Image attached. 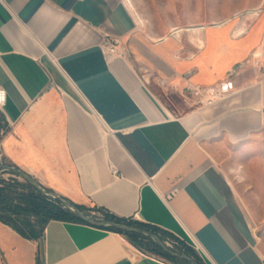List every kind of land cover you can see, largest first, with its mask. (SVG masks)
Wrapping results in <instances>:
<instances>
[{"label":"crops","instance_id":"crops-1","mask_svg":"<svg viewBox=\"0 0 264 264\" xmlns=\"http://www.w3.org/2000/svg\"><path fill=\"white\" fill-rule=\"evenodd\" d=\"M130 1L0 0L2 156L74 204L173 234L204 264H264L219 163L264 136V21L156 36ZM226 81L214 106L185 103L189 86ZM10 240L5 264H172L77 222L51 221L38 242L0 222Z\"/></svg>","mask_w":264,"mask_h":264},{"label":"rangeland","instance_id":"rangeland-1","mask_svg":"<svg viewBox=\"0 0 264 264\" xmlns=\"http://www.w3.org/2000/svg\"><path fill=\"white\" fill-rule=\"evenodd\" d=\"M133 2L145 21V29L156 36L164 35L173 27L191 24L205 25L255 16L264 21V0H133ZM231 152V155L219 162L220 166L232 184L264 249V136L233 146ZM0 161L6 162L8 166L13 165L5 157H0ZM9 177L4 176L6 179ZM97 216L100 215L92 214L91 217L97 220L95 218ZM174 242L168 239L165 243L175 249ZM4 245L0 242V252L4 249L10 251L19 244L10 240L7 246ZM9 259L18 261L14 256ZM0 264H5L1 258Z\"/></svg>","mask_w":264,"mask_h":264},{"label":"trees","instance_id":"trees-1","mask_svg":"<svg viewBox=\"0 0 264 264\" xmlns=\"http://www.w3.org/2000/svg\"><path fill=\"white\" fill-rule=\"evenodd\" d=\"M7 127L6 120L0 112L1 137L2 134L6 133ZM2 158L4 157L2 156ZM0 165L8 166L6 162L2 161H0ZM9 166L15 167L14 165ZM5 175H9L10 177L6 179L4 178ZM42 188L46 189L43 186ZM46 190L52 192L49 189ZM72 204L87 216H92V213L100 215L95 217L97 220L112 221L139 227L158 236L164 242L168 241V239L175 241L174 245L176 251L194 258L199 264H204L192 248L187 246L184 241L179 240L173 234L153 226L119 218L102 208L90 210L84 206ZM51 221L77 222L90 225L79 218L76 213L67 208L61 201L44 195L31 181L24 179L20 180L19 177L15 176L11 171L0 169V222L10 227L22 238L38 242L44 237L46 227ZM100 229L124 235L134 246L144 253L159 256L172 264H190L185 260L172 257L165 253L148 236L123 232L113 228L101 227ZM37 264H41L39 259L37 260Z\"/></svg>","mask_w":264,"mask_h":264},{"label":"water","instance_id":"water-1","mask_svg":"<svg viewBox=\"0 0 264 264\" xmlns=\"http://www.w3.org/2000/svg\"><path fill=\"white\" fill-rule=\"evenodd\" d=\"M0 169H4L7 171H11L15 176L24 179V180H28L31 181L34 186L40 190L44 195L46 196H50L54 199H57L59 201H61L67 208H69L71 211H73L74 213H76L78 215L79 218H81L82 220H84L85 222H87L88 224L101 228V227H106V228H113L119 231H123V232H128V233H137V234H142L145 236L150 237L165 253L169 254L172 257L175 258H179L182 260H185L187 262H189L190 264H199L194 258L186 255V254H180L179 252L175 251L173 248H171L169 245H167V243L163 242L158 236L144 230L141 229L139 227H135V226H129L126 224H120V223H116V222H112V221H102V220H95L94 218H92L91 216H87L85 215L83 212H81L80 210H78L71 202H69L67 199L59 196L58 194L54 193V192H49L46 189H43L42 186L39 184V182L34 179L31 175H29L28 173L24 172L21 169H18L17 167H13V166H5V165H0Z\"/></svg>","mask_w":264,"mask_h":264},{"label":"built area","instance_id":"built-area-1","mask_svg":"<svg viewBox=\"0 0 264 264\" xmlns=\"http://www.w3.org/2000/svg\"><path fill=\"white\" fill-rule=\"evenodd\" d=\"M103 49L105 55L111 56L118 52V41L111 39L106 42ZM235 85L232 81H226L221 83L217 87L201 88L199 86H189L188 96L185 98L187 105L197 107H210L217 104L223 98L227 97L234 90ZM192 99H194L192 101ZM2 157V154H0Z\"/></svg>","mask_w":264,"mask_h":264},{"label":"bare ground","instance_id":"bare-ground-1","mask_svg":"<svg viewBox=\"0 0 264 264\" xmlns=\"http://www.w3.org/2000/svg\"><path fill=\"white\" fill-rule=\"evenodd\" d=\"M131 3V6H133L132 2L130 0H128ZM236 32V31H235ZM238 34V33H237Z\"/></svg>","mask_w":264,"mask_h":264}]
</instances>
